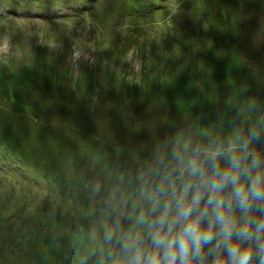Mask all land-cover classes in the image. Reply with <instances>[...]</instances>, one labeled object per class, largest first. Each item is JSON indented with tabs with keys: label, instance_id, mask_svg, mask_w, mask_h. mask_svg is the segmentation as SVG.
Here are the masks:
<instances>
[{
	"label": "rangeland",
	"instance_id": "obj_1",
	"mask_svg": "<svg viewBox=\"0 0 264 264\" xmlns=\"http://www.w3.org/2000/svg\"><path fill=\"white\" fill-rule=\"evenodd\" d=\"M232 140L264 154V0H0V264H147L175 156Z\"/></svg>",
	"mask_w": 264,
	"mask_h": 264
},
{
	"label": "clouds",
	"instance_id": "obj_2",
	"mask_svg": "<svg viewBox=\"0 0 264 264\" xmlns=\"http://www.w3.org/2000/svg\"><path fill=\"white\" fill-rule=\"evenodd\" d=\"M250 143L175 156L152 204L147 264H264V154Z\"/></svg>",
	"mask_w": 264,
	"mask_h": 264
},
{
	"label": "trees",
	"instance_id": "obj_3",
	"mask_svg": "<svg viewBox=\"0 0 264 264\" xmlns=\"http://www.w3.org/2000/svg\"><path fill=\"white\" fill-rule=\"evenodd\" d=\"M33 179H35V180H36V178H33Z\"/></svg>",
	"mask_w": 264,
	"mask_h": 264
}]
</instances>
